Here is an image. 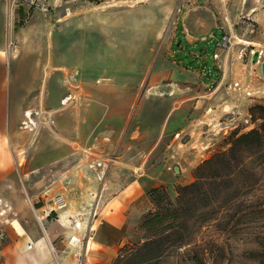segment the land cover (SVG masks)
<instances>
[{
  "label": "rangeland",
  "instance_id": "1",
  "mask_svg": "<svg viewBox=\"0 0 264 264\" xmlns=\"http://www.w3.org/2000/svg\"><path fill=\"white\" fill-rule=\"evenodd\" d=\"M49 6L47 13L15 7V25L33 30L36 48L64 66L58 81H47L50 100H61L63 128L52 111L27 106L19 129L48 144L61 142V132L65 173L90 192L78 193L82 200L75 204L62 198L64 206L50 193L48 220L68 215L70 229L78 223L89 229L103 212L108 196L102 193L138 177L149 185L147 195L159 188L173 199L203 161L227 148L232 132L261 123L264 112L250 108L264 107V0H50ZM259 172L257 196L264 194ZM246 201L242 211L256 206L255 198ZM257 226L253 232L264 230V222ZM238 229L237 236L192 229L198 250L210 239L224 249L223 259L216 251L214 262L204 264H255L247 256L256 249L254 236ZM144 237L138 224L111 264H136L129 255ZM191 248L162 244L161 256L141 264H193ZM118 254L123 258L116 262Z\"/></svg>",
  "mask_w": 264,
  "mask_h": 264
},
{
  "label": "crops",
  "instance_id": "2",
  "mask_svg": "<svg viewBox=\"0 0 264 264\" xmlns=\"http://www.w3.org/2000/svg\"><path fill=\"white\" fill-rule=\"evenodd\" d=\"M16 17L15 7L0 0V233L5 236L0 242V264H111L152 209L149 185L138 177L110 195L103 192L108 196L103 212L89 229L81 223L70 229L68 215L48 220L45 203L50 193L70 205L82 200L78 193L90 188L80 178H71V172L66 175L61 132V142L51 139L48 144L41 134L36 137L19 129L27 106L52 111L57 129L61 128V100H50L47 81H58L64 66L58 56L50 62L47 53L36 48L33 30L16 26ZM26 117L32 120L29 114ZM172 170L177 175L178 165ZM66 178L71 182L66 184ZM72 237L76 242H69Z\"/></svg>",
  "mask_w": 264,
  "mask_h": 264
},
{
  "label": "trees",
  "instance_id": "3",
  "mask_svg": "<svg viewBox=\"0 0 264 264\" xmlns=\"http://www.w3.org/2000/svg\"><path fill=\"white\" fill-rule=\"evenodd\" d=\"M254 108L264 112L260 106L250 111ZM226 140L227 148L203 161L195 169L194 181L179 186L173 199L159 188L148 194L154 210L139 222V231L145 237L129 255L137 260L136 264L161 256L162 244L177 248L192 245L187 260L193 264H204L205 259L213 263L216 251V258L223 259L224 249L216 239H210L205 249L198 250L192 229L203 227L232 236L241 233L238 228L251 230L256 249L247 256L255 264H264V230L253 232L264 222V194L256 195L261 182L259 171L264 170V114L257 128L245 133L232 132ZM241 197L245 200L238 202ZM251 198H255L256 206L242 211L241 207ZM122 258L118 254L116 262Z\"/></svg>",
  "mask_w": 264,
  "mask_h": 264
},
{
  "label": "built area",
  "instance_id": "4",
  "mask_svg": "<svg viewBox=\"0 0 264 264\" xmlns=\"http://www.w3.org/2000/svg\"><path fill=\"white\" fill-rule=\"evenodd\" d=\"M5 1L13 5L14 7H27L29 9L33 8L42 13H47L50 8L49 6L50 0H5ZM238 87H239V83H235L234 88L236 89ZM247 95H249V93H247ZM56 204L64 206V202L61 196L57 197ZM4 238H5L4 234L0 233V242L3 241Z\"/></svg>",
  "mask_w": 264,
  "mask_h": 264
},
{
  "label": "water",
  "instance_id": "5",
  "mask_svg": "<svg viewBox=\"0 0 264 264\" xmlns=\"http://www.w3.org/2000/svg\"><path fill=\"white\" fill-rule=\"evenodd\" d=\"M260 59V54L259 52L255 51L252 53L251 55V62L252 63H258ZM260 73L262 75V77H264V58L262 59L261 63H260Z\"/></svg>",
  "mask_w": 264,
  "mask_h": 264
}]
</instances>
